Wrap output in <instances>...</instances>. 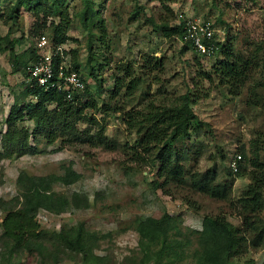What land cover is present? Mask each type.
<instances>
[{
  "label": "rangeland",
  "instance_id": "374dc122",
  "mask_svg": "<svg viewBox=\"0 0 264 264\" xmlns=\"http://www.w3.org/2000/svg\"><path fill=\"white\" fill-rule=\"evenodd\" d=\"M91 1L98 15L87 19L85 28L79 21L83 0H64L58 7L61 16L48 17L42 33L66 65L79 66L94 107L82 110V119L74 125L76 133L61 132L52 144L42 138L29 139L37 154L0 159V264H141L134 221L162 214L180 217L184 228L197 232L203 217H219L237 229L239 248L230 262L264 264V243L252 247L253 235L241 233L244 209L239 202L251 184L250 176L264 173V10L254 0ZM12 2L0 0V36L7 27L18 28L9 37L22 31L27 45L32 46L35 38L28 33L35 10L19 9L17 27H13L6 21V8ZM186 19L209 20L225 34L228 29L234 56L248 62L243 83L236 90L222 85L213 74L220 56L201 59L191 51L180 52L176 36L158 29ZM50 23H59L63 43L53 44ZM89 51L97 59V63L91 62L96 80L87 76ZM127 67L130 78L137 80L130 92L126 90L130 80ZM4 68L8 70L2 80ZM9 72L7 53H0V134L5 130L11 95L20 91L23 77ZM199 73H207L209 80L198 77ZM192 82L197 83L202 99L191 111L204 126L171 143V157L178 158L186 181L155 189L157 164L152 157L156 149L148 156L141 151L138 127L149 126L151 121L145 119L151 107L163 111L179 106L181 96L192 91ZM48 117L58 119V114L51 112ZM21 126L28 131L32 128L28 121ZM235 154L245 159L239 175L229 176L228 163ZM248 160L259 166L248 165ZM68 166L79 178L69 185L54 183L51 191L66 198L77 194L86 199V208H68L57 215L42 210L44 195L36 189L26 191L30 178L61 176ZM194 174H200L208 187H215L220 197L193 189L188 179ZM18 213L31 219L36 231L45 232L50 240L44 244L53 258L18 249L9 254L2 228L10 215ZM246 214L254 226L264 221V211ZM78 225L94 240L91 254L85 257L55 240L61 230ZM189 241L186 255L195 249V239ZM188 263L186 258L177 264Z\"/></svg>",
  "mask_w": 264,
  "mask_h": 264
},
{
  "label": "trees",
  "instance_id": "16d2710c",
  "mask_svg": "<svg viewBox=\"0 0 264 264\" xmlns=\"http://www.w3.org/2000/svg\"><path fill=\"white\" fill-rule=\"evenodd\" d=\"M13 2L6 8V21L13 27H17V15L19 9L25 11H34V21L30 26L28 36L36 38L43 34L48 17L61 16L58 11L59 5L64 0H12ZM49 1V4L47 2ZM253 1V0H249ZM259 3V10L264 5L263 0H254ZM41 14V21H38V15ZM98 12L93 11L92 1L83 0L82 11L79 13V21L82 27H86V20L97 17ZM264 17V14H263ZM60 23V22H59ZM50 23L52 32V42L58 45L65 41L62 36L60 25ZM4 24H7L4 21ZM215 25V23L213 22ZM158 29L162 32H169L177 37L183 32L182 21L170 28L162 25ZM19 31L18 28L12 30L6 28L4 36H0V53H7L9 70L11 74L25 76L26 67L34 62L37 57L35 40L32 46L27 45L24 34L17 37H9L13 32ZM228 31V29H227ZM226 31L224 41L218 46L215 55L220 56V60L213 66V74L217 76L222 85L236 90L245 77V70L248 62L233 54V38ZM93 35L90 34V38ZM96 38L103 42L102 36ZM25 44V45H24ZM24 45L21 53H15V49ZM181 49L180 52H185ZM54 63L59 64L62 58L54 49ZM91 62L97 63L90 51L87 53L85 65L88 68L89 77L96 80L95 71ZM69 68L79 74V66L70 64ZM128 67L125 72H128ZM127 77L130 78L127 73ZM201 79H208L207 73H199ZM83 83L85 81L82 78ZM195 82H192V91H187L181 96V103L177 107L166 108L163 111H155L152 107L147 111L146 122L148 127H138L141 132L139 145L141 151L151 155V149L156 151L152 157V162L157 164L156 179H161V183L155 180L152 185L155 189H161L162 185L167 183L182 184L186 181L183 168L179 164L177 157H171V143L179 137H185L189 131H198L204 123L197 120L191 111V106L202 99L199 91L196 90ZM12 99L4 119L5 130L0 134V159H10L12 156L21 157L23 155H35L37 149L35 145H30L28 140L42 138L47 144H52L58 139L57 134L67 132L76 133L74 125L82 119V110L86 107H94L90 101L89 93L85 85L83 91L77 96L75 104L67 103L62 96L54 90H43L36 86H24ZM137 86V80L130 78L126 90L130 92ZM90 102V103H89ZM52 105L51 110L49 106ZM151 110V111H150ZM51 112L58 114V119L48 117ZM140 115V114H139ZM145 117H143L144 119ZM24 121L32 124V128L21 126ZM99 137V134L97 135ZM241 160L238 162L236 176L239 175L240 163L245 157L241 154ZM248 165L258 167L256 162L248 160ZM231 171L228 168L227 175ZM79 175L76 174L70 166L65 167L61 176H46L30 178V183L26 191L36 189L44 195L42 210L51 214H60L68 208H86L85 198L72 194L70 198L56 194L51 191V185L60 183L69 185L76 181ZM191 187L197 188V191L208 192L210 196L220 197L215 193V187L206 185L204 178L200 174H194L188 179ZM251 184L242 193L239 202L244 209V224L241 229L242 235H253L250 239L252 247L261 246L264 243V221L260 226L253 225L245 213H260L264 211V173L261 176H250ZM162 194H165L162 192ZM184 229V231H183ZM37 230V225L21 213L18 216L10 215L8 223L2 228L1 237L8 244L9 254L15 250H21L25 253H35L40 257L46 256L53 258V255L47 251L44 242L49 241L45 238L44 231ZM134 231L138 235V246L141 252V264L152 262L153 264H177L186 258L188 264H233L230 262L232 256L238 251L239 241L236 239L237 229L228 225L219 217H203L200 231H189L182 225V220L178 216L162 214L158 218L143 217L134 221ZM185 233V234H184ZM240 233V232H239ZM195 239V249L192 254L186 255V248L189 245V238ZM55 240L66 250L78 253L82 257L91 254L94 240L91 233L85 231L81 225L76 228L61 230L55 236ZM16 252V251H15Z\"/></svg>",
  "mask_w": 264,
  "mask_h": 264
},
{
  "label": "built area",
  "instance_id": "2783aa9c",
  "mask_svg": "<svg viewBox=\"0 0 264 264\" xmlns=\"http://www.w3.org/2000/svg\"><path fill=\"white\" fill-rule=\"evenodd\" d=\"M261 10H264V5L261 6ZM182 28V34L176 38L180 49L184 48L186 51H191L201 59L215 55L218 50L217 45L224 41L225 33L209 20H182ZM35 48L36 60L26 67L25 76L22 77L21 82L24 86L34 85L44 91L54 90L62 96L65 102L75 104L77 96L85 87L82 75L70 70L69 65H66L64 60L55 65L54 48L44 34L36 38ZM59 57L61 56L59 55ZM240 160L241 157L238 154L233 155L230 159L228 168L231 173L237 172V165Z\"/></svg>",
  "mask_w": 264,
  "mask_h": 264
},
{
  "label": "crops",
  "instance_id": "0c3cea01",
  "mask_svg": "<svg viewBox=\"0 0 264 264\" xmlns=\"http://www.w3.org/2000/svg\"><path fill=\"white\" fill-rule=\"evenodd\" d=\"M24 48H25L24 45H22V46H20V47H17V48L15 49V53H21V52L23 51ZM8 67H10L9 64H8ZM7 70H8V69H6V68H4V69L2 70V73H1V78H2V80H3V78H4V76H5V72H7ZM20 84H21V83H20ZM21 89H22V86H20V91H21ZM20 91H18V93H19ZM18 93L11 95V103H12V99H13V97H14L15 95H17ZM11 103H10V105H11ZM10 105H9V106H10ZM9 106H8V107H9Z\"/></svg>",
  "mask_w": 264,
  "mask_h": 264
}]
</instances>
